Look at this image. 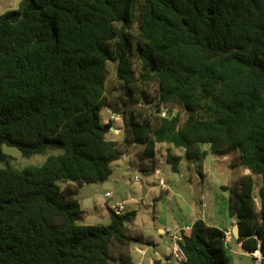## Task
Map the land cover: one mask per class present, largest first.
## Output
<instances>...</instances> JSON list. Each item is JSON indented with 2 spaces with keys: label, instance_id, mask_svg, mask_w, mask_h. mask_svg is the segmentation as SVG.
Here are the masks:
<instances>
[{
  "label": "trees",
  "instance_id": "trees-1",
  "mask_svg": "<svg viewBox=\"0 0 264 264\" xmlns=\"http://www.w3.org/2000/svg\"><path fill=\"white\" fill-rule=\"evenodd\" d=\"M104 111L121 116L122 140L108 139ZM5 145L62 152L0 168V264H134L131 245L152 244L137 212L106 204L108 225L81 224L77 196L123 156L154 173L162 145L174 172L183 158L200 172L209 154L229 158L237 241L264 264V0H21L0 16L8 164ZM183 234L174 264H233L226 230L196 220Z\"/></svg>",
  "mask_w": 264,
  "mask_h": 264
},
{
  "label": "rangeland",
  "instance_id": "rangeland-1",
  "mask_svg": "<svg viewBox=\"0 0 264 264\" xmlns=\"http://www.w3.org/2000/svg\"><path fill=\"white\" fill-rule=\"evenodd\" d=\"M20 2L0 0V16L17 9ZM103 118L106 124L113 120L108 139L122 140L124 124L121 116L104 111ZM166 147H160L154 173L144 175L129 169L130 158L123 156L112 164L113 173L106 182L85 184L77 196L82 209L88 212L81 224L95 225L96 219L99 224L108 225L106 204L109 203V206L112 203L125 205L126 211L137 212L132 228L141 231L152 244L131 245L134 264H168L167 257L171 258V263H176L170 254L171 235L191 227L196 220H203L207 225L223 231H229L234 223L229 212V194L223 190L232 177L229 158L209 154L201 172L198 165L183 158L179 171L174 172L167 162ZM209 148V145L204 146L205 150ZM3 152L9 159L8 164L0 163V168L10 166L22 170L40 166L49 155H57L62 151L49 149L46 154L25 157L18 148L5 145ZM174 153L184 156L181 149H175ZM257 184H260V180H257ZM60 185L63 187L62 183ZM161 229L166 230V233L162 234ZM227 256L232 260L228 251ZM240 264L254 263L252 258L242 257Z\"/></svg>",
  "mask_w": 264,
  "mask_h": 264
},
{
  "label": "built area",
  "instance_id": "built-area-1",
  "mask_svg": "<svg viewBox=\"0 0 264 264\" xmlns=\"http://www.w3.org/2000/svg\"><path fill=\"white\" fill-rule=\"evenodd\" d=\"M110 207L112 210L116 211L117 213H122L126 211L125 205H119L116 203H112ZM190 230H191V227H188L184 230L181 229L175 234L171 235L170 254L173 257V259L176 261V263L182 262L186 259V255L181 247V242L183 241V235H184L183 232H188ZM226 236L227 237H226L225 247L228 248L229 243L231 241V234L227 233ZM259 262H260V258H259Z\"/></svg>",
  "mask_w": 264,
  "mask_h": 264
},
{
  "label": "crops",
  "instance_id": "crops-1",
  "mask_svg": "<svg viewBox=\"0 0 264 264\" xmlns=\"http://www.w3.org/2000/svg\"><path fill=\"white\" fill-rule=\"evenodd\" d=\"M108 194V193H107ZM96 204V203H95ZM110 205V203L108 204V206ZM258 205H259V201H258ZM110 207V206H109ZM96 224H99V222H97L98 220H94ZM95 224V225H96ZM91 225V224H90ZM235 222L232 223L231 225V229L229 231H227V233H230L231 234V241L229 243V246L228 248L226 247V250L229 252V254L232 256V263L233 264H240L241 263V260H242V257H249V258H252L253 260V263L254 264H258L260 263L259 262V258L261 259V255H259L257 252L253 255H251L250 253L248 252H245L243 249H242V246L240 243H238L237 241V237L235 236L234 234V228H235ZM161 233L162 234H165L166 233V230L164 229H161ZM169 256V255H168ZM168 258V257H167ZM257 259V260H255ZM167 262H171L167 260ZM153 263H156V261H154Z\"/></svg>",
  "mask_w": 264,
  "mask_h": 264
},
{
  "label": "water",
  "instance_id": "water-1",
  "mask_svg": "<svg viewBox=\"0 0 264 264\" xmlns=\"http://www.w3.org/2000/svg\"><path fill=\"white\" fill-rule=\"evenodd\" d=\"M233 220H234V222L236 223L235 228H234V234H235V236H236L237 238H239V237H240V227H239L238 223L240 222V218L238 217V215H235V216L233 217ZM258 254H259V255L262 254L261 250L258 251Z\"/></svg>",
  "mask_w": 264,
  "mask_h": 264
}]
</instances>
